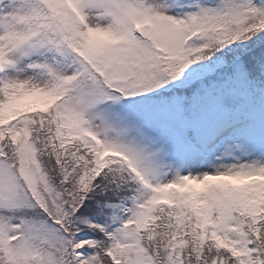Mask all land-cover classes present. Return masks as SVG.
I'll list each match as a JSON object with an SVG mask.
<instances>
[{
  "label": "snow or ice",
  "instance_id": "obj_1",
  "mask_svg": "<svg viewBox=\"0 0 264 264\" xmlns=\"http://www.w3.org/2000/svg\"><path fill=\"white\" fill-rule=\"evenodd\" d=\"M0 264H264V0H0Z\"/></svg>",
  "mask_w": 264,
  "mask_h": 264
}]
</instances>
